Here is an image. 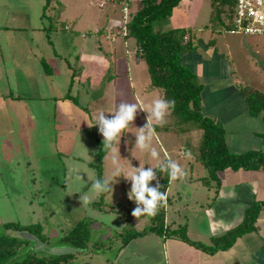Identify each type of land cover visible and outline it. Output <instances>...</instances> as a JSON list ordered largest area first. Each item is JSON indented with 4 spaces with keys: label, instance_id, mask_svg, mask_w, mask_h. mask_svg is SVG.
<instances>
[{
    "label": "rangeland",
    "instance_id": "374dc122",
    "mask_svg": "<svg viewBox=\"0 0 264 264\" xmlns=\"http://www.w3.org/2000/svg\"><path fill=\"white\" fill-rule=\"evenodd\" d=\"M49 1L0 0V27L4 28V35H0V68L4 70L6 65L9 69L8 80L0 71V234L11 233L3 228L11 224L27 228L51 248L72 247L65 243V238L74 236V230L82 224L78 233L87 241L86 250L79 249L80 253L63 256L76 257V260H68V264L115 263L123 247L128 245V236L142 231L148 232L146 241L154 247V235H158L149 231L162 228L161 220H156L155 216L131 215L136 205L127 198L130 182L116 178V183L112 181V193L107 192L104 199L101 198L103 191L92 187L98 179L93 165H97V154L102 151L105 154L103 179L110 177L117 166L123 173H131L137 166L156 169L167 159L175 160L186 175L182 181L169 182L164 227L168 232L185 228L190 239L209 237L205 209L215 202L213 199L218 200L221 191L218 192L216 181L209 177L208 170L198 160L201 133L194 131L196 123L178 126L169 111L163 126H155L151 141V148L158 153L157 159L133 146L134 135L146 123V112L142 110H148L152 99L159 95L156 91L150 95L144 92V85L149 81L148 70L146 62L143 59L138 62L136 58L134 41H124L118 35L112 42L104 34L108 21L117 26L122 23L120 6L109 3L102 9L91 6L89 0H59V4L53 0L49 6ZM129 2L134 10L140 0ZM212 11L211 0H183L172 17L157 22L155 29L190 31L193 46L198 49L201 42L214 45L212 50L232 66L240 91L251 90L264 95V39L229 34L222 24L213 21ZM56 14L60 15L59 19ZM71 21L76 23L78 34L67 30L72 26ZM84 33L88 39L99 43L97 58L105 59V77L98 84L86 85L78 77L63 75L66 71L74 73L67 61L72 64L74 57L71 55H79L82 45L86 44L81 37ZM60 34L63 41H60ZM40 53L46 58L44 64L48 70L43 71L42 64L38 63ZM88 55L95 58L93 53ZM28 56L36 63L37 78L31 73L30 77L26 75L31 70ZM55 60L65 67L57 69L62 76L50 78L48 71L54 72L52 62ZM92 63V71L100 74L97 69L104 67L103 64ZM39 70L48 77H42ZM93 85L98 87L93 88ZM14 94L19 95L20 100L12 101ZM67 96L75 98L70 100ZM65 100L72 101L78 109L82 107L80 110L90 122L88 129L79 123L80 129H71L73 121L55 108ZM122 102L135 103L142 110H138L132 127L123 134L129 143L125 145V137H122L115 145L114 164L113 154L104 148L103 138L93 124L100 112L106 116L113 114ZM203 109L202 106V113ZM255 119L252 125L247 123L249 130L255 126L253 132H256L248 149L264 152V122ZM61 130H65L64 134ZM61 135L69 137L65 140L68 144L60 143L63 141ZM232 139H236L233 134L228 142L231 153ZM77 173L80 180L75 179ZM126 252L128 256L137 249L132 245ZM42 253L48 255L47 251ZM126 256L122 255L121 264ZM24 257L18 255L15 260Z\"/></svg>",
    "mask_w": 264,
    "mask_h": 264
},
{
    "label": "trees",
    "instance_id": "16d2710c",
    "mask_svg": "<svg viewBox=\"0 0 264 264\" xmlns=\"http://www.w3.org/2000/svg\"><path fill=\"white\" fill-rule=\"evenodd\" d=\"M52 1L48 2L49 6ZM54 1L58 4L60 3L59 0ZM182 1L140 0L134 10L132 8L133 5L130 3L132 9L129 14V21L126 26L127 35L124 37V41H134L136 56L146 62L149 76L148 90L160 93V96L164 99L175 101V106L170 111L176 118V125L183 126L192 122L196 123L197 129L194 131L201 133L198 160L208 170L209 177L216 181V187L219 192L221 189L220 174L227 170L234 172L241 170L264 172V152L262 150H251L241 154H233L229 151L226 143V130L222 123L215 119H210L202 113L204 85L197 81V76L183 63V55L195 48L190 31L182 28L155 29L157 22L172 17ZM237 2L238 0H211L212 16L215 18L213 21L222 24L228 33L235 28ZM105 33L106 31L104 30ZM44 68L48 70V66L45 64ZM240 92L247 104L249 115L253 118L262 119L264 122V95L251 90L245 93ZM66 98L74 100L75 97L67 96ZM163 129L166 132L169 131L168 128ZM104 157L105 154L100 151L97 154V165H93L100 180H103L102 164ZM155 170H157V178L161 185L160 191L167 194L170 180L165 172L159 171V168ZM106 195L107 191H103V197L101 198L104 199ZM213 201L216 200L213 199ZM263 209L264 202L254 200L251 206L246 209L243 221L237 227L229 230L222 237L213 239L211 246H203L202 244L191 242L185 228L171 232H168L167 228L166 231L164 227L166 221L164 201L158 207L154 217L156 220H161L159 222L162 223V228L158 229L156 227L150 229L149 232H154L162 238H180L184 242L203 250L213 252L227 250L240 237L257 229L256 224ZM80 226L83 228V225L79 224L74 230L75 235L66 237L65 243L72 245L73 248L86 250L85 243L87 241L85 242V240L81 239L78 233V230L82 229L79 228ZM3 228L13 234H0V264H68V260L71 261L70 257L33 252V244L31 242L22 240L15 235V233L22 231H28L33 234L27 228L11 224L3 225ZM147 233L142 231L129 235L127 244L136 238L145 237ZM40 240L45 242L43 239ZM18 255H24L25 257L22 260H15Z\"/></svg>",
    "mask_w": 264,
    "mask_h": 264
},
{
    "label": "crops",
    "instance_id": "0c3cea01",
    "mask_svg": "<svg viewBox=\"0 0 264 264\" xmlns=\"http://www.w3.org/2000/svg\"><path fill=\"white\" fill-rule=\"evenodd\" d=\"M63 8L65 7L63 6ZM56 16L57 19H59L60 15L56 14ZM71 25L72 26H69L68 29L65 28V31L70 30L73 32V35L75 33L78 34L76 23L71 21ZM3 32L4 28L0 27V35H4ZM53 32L55 33V31ZM74 37L77 38L76 35ZM81 37L83 39L82 41L86 44L82 45L78 53L79 55H71V57H74L73 59L70 58L73 61L72 64L67 61L69 69L74 70V73L71 74V71H66L63 72V75L69 76L73 79L78 77L85 81L86 85H89L90 82H93V84L101 83L105 77V59L102 56L97 58L100 53L99 43L96 44V41H94L93 38L88 39L86 33ZM60 41H63L62 34H60ZM212 48H214V45L207 46L201 42L199 49L194 48L192 51L183 55V63L186 67L192 70L198 80H200V83L204 85V87L206 86V89H204L203 92V114L224 125L227 146H229V136H232L233 134V137H236V139H232L233 149L232 145H230L233 154L250 151L251 149H248L249 143L256 137V132H253L255 126L249 130V125H252L253 121H256V119H253L249 115L245 99L237 87L232 66L226 62V58L219 55V53L215 49L212 50ZM202 49H204V53H207V58L204 57ZM41 53L39 58L40 62L38 63L42 64V70L44 71L45 68L43 61L46 62V58L41 55ZM88 53H93L95 58L90 57ZM54 57L58 58V55L54 53ZM136 58L138 62L141 61L137 56ZM28 62L31 70L29 73L26 72V75H29L30 77L31 73L33 77L37 78L38 74L35 71L36 63L31 61L30 56H28ZM92 62L103 64L104 67L97 69V72L100 74L92 71ZM52 65L53 70H55L53 73L51 71L49 72L50 78L54 75L62 76L59 73L60 71H57V69L60 70V67L63 66L62 63L55 60L52 62ZM4 66V70L0 68V71L4 72L5 77L8 80L9 69H6V65ZM64 67L65 66H63V68ZM38 72L41 73L42 77H48L47 73L43 75L40 70ZM148 85L149 81L144 85V92L145 94L150 95V93H153L154 91H149ZM97 87V85H93V88ZM85 88L84 90L88 92ZM158 95L160 97V93H158ZM13 96L12 101L20 100L21 98L19 95L14 94ZM55 108L73 121L74 124H72L74 126L71 127V129H74L75 131L76 128L80 129L77 126L78 123L83 124L82 128L88 129L90 127V122L89 120L87 121L86 114L80 110L82 107H79L80 109H78L72 101H60L55 105ZM247 123L250 124L248 125ZM260 126L263 127V123L260 124ZM64 132L65 130H61V134H64ZM61 138L63 139V141L60 142L62 145L69 143L66 142L69 139L68 136H62ZM71 144L74 145V142H71ZM220 179V196L210 207L205 209V216L209 225V232H207L210 236H207L208 238L198 236L195 237V239L189 238L193 243H199L203 246H211L213 239L222 237L229 230L234 229L243 221L246 209L251 206L254 200L264 202V172L242 170L234 172L232 170H227L220 174ZM256 226L257 229L254 232L240 237L231 248L214 252L196 248L180 238H162L156 235H154L156 238L153 242L154 247H152L146 241L149 237L146 235L147 237L136 238L123 247L114 261L115 263L112 264H121L120 261H122V255L124 254V256H126V251H128L132 245H135L137 252L126 256L123 261L124 264H264V209L262 210ZM80 251L78 253H80ZM74 259L76 260V257L72 258L71 261Z\"/></svg>",
    "mask_w": 264,
    "mask_h": 264
},
{
    "label": "clouds",
    "instance_id": "9594fccd",
    "mask_svg": "<svg viewBox=\"0 0 264 264\" xmlns=\"http://www.w3.org/2000/svg\"><path fill=\"white\" fill-rule=\"evenodd\" d=\"M97 34H100V32ZM174 106V100L157 96L152 99L148 110H142L135 103L122 102L113 114L106 116L104 112H100L96 116L93 126L97 128L99 135L102 136L104 148L113 154V163L116 164L117 149L115 145L117 142H121L122 137H125V145L130 141L123 134L129 127H132L138 110L146 112V123L142 127H139L138 133L134 135L133 146L141 152H147L153 159H157V151L150 146L155 134V126H163L166 115ZM159 171L165 172L170 181H182L186 175L179 164L172 159H167L161 164ZM118 177H122L126 182H130V190L127 192V198L136 205L131 215L133 217L155 216L158 207L166 200V193L160 191L161 185L157 178V170L152 167L145 168L137 166L131 173H123L117 166L110 177L103 180L97 179L92 184V187L112 193L113 189L111 185L116 183V178ZM75 179H81L79 173L75 175ZM113 180L115 181L114 183L112 182ZM152 182H155V184ZM84 202L86 203L87 201L85 200Z\"/></svg>",
    "mask_w": 264,
    "mask_h": 264
},
{
    "label": "built area",
    "instance_id": "2783aa9c",
    "mask_svg": "<svg viewBox=\"0 0 264 264\" xmlns=\"http://www.w3.org/2000/svg\"><path fill=\"white\" fill-rule=\"evenodd\" d=\"M109 3L119 5L122 12V23L117 26L109 22L105 30L107 39L114 42L118 35L122 37L127 35L126 26L129 21L131 6L129 0H89L91 6L102 9ZM229 34L236 36H260L264 39V0H238L235 28Z\"/></svg>",
    "mask_w": 264,
    "mask_h": 264
},
{
    "label": "water",
    "instance_id": "95a60500",
    "mask_svg": "<svg viewBox=\"0 0 264 264\" xmlns=\"http://www.w3.org/2000/svg\"><path fill=\"white\" fill-rule=\"evenodd\" d=\"M15 235L21 238L22 240L31 242L33 244L32 251L35 253H42L44 251H47L48 254L52 256H66L78 253L80 251L79 249L68 246L51 248L47 243L41 241L36 236L32 235L30 232L27 231L17 232L15 233Z\"/></svg>",
    "mask_w": 264,
    "mask_h": 264
}]
</instances>
